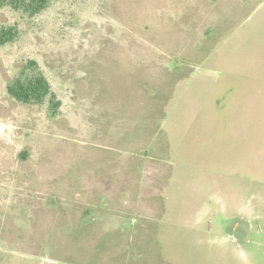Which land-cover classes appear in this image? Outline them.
Returning a JSON list of instances; mask_svg holds the SVG:
<instances>
[{
	"label": "rangeland",
	"instance_id": "obj_1",
	"mask_svg": "<svg viewBox=\"0 0 264 264\" xmlns=\"http://www.w3.org/2000/svg\"><path fill=\"white\" fill-rule=\"evenodd\" d=\"M4 26L0 264H264V0H52ZM31 60L56 112L7 93Z\"/></svg>",
	"mask_w": 264,
	"mask_h": 264
},
{
	"label": "trees",
	"instance_id": "obj_2",
	"mask_svg": "<svg viewBox=\"0 0 264 264\" xmlns=\"http://www.w3.org/2000/svg\"><path fill=\"white\" fill-rule=\"evenodd\" d=\"M52 0H0V7L9 5L28 15L40 13ZM18 34L14 26L0 27V46L12 41ZM7 93L21 103H41L49 96L51 113L56 112L59 102L51 94L50 85L41 75L35 61L21 67L19 73L9 82Z\"/></svg>",
	"mask_w": 264,
	"mask_h": 264
},
{
	"label": "crops",
	"instance_id": "obj_3",
	"mask_svg": "<svg viewBox=\"0 0 264 264\" xmlns=\"http://www.w3.org/2000/svg\"><path fill=\"white\" fill-rule=\"evenodd\" d=\"M258 191H259V189H258Z\"/></svg>",
	"mask_w": 264,
	"mask_h": 264
},
{
	"label": "flooded vegetation",
	"instance_id": "obj_4",
	"mask_svg": "<svg viewBox=\"0 0 264 264\" xmlns=\"http://www.w3.org/2000/svg\"><path fill=\"white\" fill-rule=\"evenodd\" d=\"M212 217V216H211Z\"/></svg>",
	"mask_w": 264,
	"mask_h": 264
}]
</instances>
